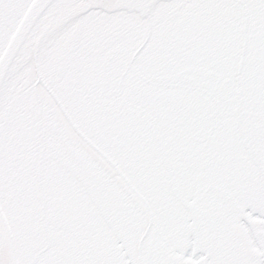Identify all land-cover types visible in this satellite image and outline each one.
<instances>
[{
    "label": "snow or ice",
    "instance_id": "1",
    "mask_svg": "<svg viewBox=\"0 0 264 264\" xmlns=\"http://www.w3.org/2000/svg\"><path fill=\"white\" fill-rule=\"evenodd\" d=\"M0 264H264V0H0Z\"/></svg>",
    "mask_w": 264,
    "mask_h": 264
}]
</instances>
